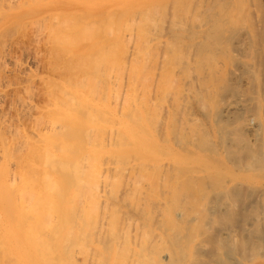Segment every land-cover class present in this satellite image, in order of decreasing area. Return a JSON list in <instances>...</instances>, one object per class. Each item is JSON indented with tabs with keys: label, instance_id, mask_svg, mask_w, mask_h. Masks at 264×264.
I'll return each mask as SVG.
<instances>
[{
	"label": "bare ground",
	"instance_id": "1",
	"mask_svg": "<svg viewBox=\"0 0 264 264\" xmlns=\"http://www.w3.org/2000/svg\"><path fill=\"white\" fill-rule=\"evenodd\" d=\"M168 1L171 2V0H168ZM181 1L182 0L178 1L179 2L178 3L174 0V2L172 1L173 3L169 2L167 4V0H13V1L12 0L11 1L10 0H0V32H1L0 33V37H1L0 41L5 39V38L9 39L10 37H8V35H6L7 37H5V38H3V37L5 36V34H9V36H10L12 34L11 32H13V34H14V29L16 32V30H18V29L20 30L21 27L24 28V26L26 27V25L30 27L31 22L32 23H31L30 29H32L33 23L38 24L37 26L41 27L39 29V32L41 29H43V31H44V32H40L39 36L41 34H42V36H43V34L46 35V41L47 42L46 41H44V42L47 45H49L48 47H50V49H48V50H50L51 53H49V51H48L47 54L49 53L51 55L50 58L52 57V63H50L51 74L53 73L52 71H55V73L60 74V75L56 74V76L54 78H50L49 81H47L49 83L46 82L48 85L45 84L46 85L45 87L48 86L47 87L48 89H46V92L44 91V93L46 94L47 90H49L47 93L48 97H46L48 99L46 100L47 103H44L45 106L43 105L44 108L42 109V112L44 114L41 116V113L38 112V115L40 114V117L38 116L39 117L38 118L35 116L36 119H34L35 121L33 120L35 123L32 127V131L34 130L33 132L28 129L30 132H27V134H25L24 132L26 131V129L23 132L22 131L23 129H18V127H16V129H18V130L11 128L12 126L9 125L10 121H8L9 124H7V125L5 124V125H6V127L8 126L9 132H7V134L9 135L10 133H12V136L10 134L11 138L10 139H8V137L6 138L7 134L5 132H3L6 128L5 125H3L5 128L2 131H0L3 134L4 133L6 134L5 136L0 135L1 136L0 137V264H89V263L90 264H151V263L154 264L157 260H160L159 250H156L157 247H155L156 249L155 248L153 249L154 246H151L153 244L152 242L155 241L156 239L154 240V236L152 235L153 230L152 231L148 230V227H149L150 223H155L154 221H157V223L158 222L161 223V221H163V222L168 221L167 220V205H168L167 200H168V198L170 199V197L167 198V192H168V190H167V188H168L167 177L169 174V173H167V166H168L167 165V148H168L167 147V125H168V123H167L168 122V120H167V118H168L167 117V105L169 106V108H172V107H170V106H172V104L171 105H169V104L171 102L173 104L175 103L173 105V111H174V114L177 115V111H178L177 108L180 105V102L182 103V101H183V100L181 101V99L183 98L184 95H187V94H189L188 92H190L189 88H188V87H190V84H188V83H190L192 81V77H193V80L195 79V77H194L195 75L190 77V71L191 70L188 66L189 65L188 63H190V62H186L188 60V58L186 57L187 58V60H186V58L184 56V52L186 53V50H183L180 48L178 49V47L181 46L180 43L183 42L182 41L183 39L182 40L180 39L181 41L179 40L180 46H176L177 47L176 48L173 45L176 40H173L174 41L173 44H172V42H170L171 43L170 44V43H168L169 41H167L168 37L166 38V36H165V38H166L165 40L160 38L163 29L166 28L168 30V27L166 26L167 20H169V17H168L169 14H171V13L173 14V12H170L171 10H173L172 9L173 7H174V9H176L175 11L173 10L176 14V15H174V14L173 15L176 17H174V16L172 17V14L170 15L171 16L170 17L171 22L173 20L172 25H170L171 24L170 20L168 21V25L171 26V28L169 27V29H171V30H172V28L178 29L182 25L181 28L184 31V26L182 23L185 22V20H186L185 18H187L186 21H189V23H190V19H188V18H191L190 16L193 13L195 14L194 17H197L198 14L196 15V12L198 10H195L196 12L193 11V13H190V14L187 13V12H190L189 9H191V6H193V3H191V0H188L191 3V6H189L190 4L188 2L186 4L184 0L182 1L183 4L185 3L186 6L189 4L187 6L188 7L187 11L184 10L186 7L182 6L183 4L181 3ZM195 1H197L199 3V1H201V0H199V1L195 0ZM202 1H204V0H202ZM210 1H212V0H210ZM235 1H238V0H235ZM239 1L242 2L243 0H239ZM253 1H251V2H253ZM197 2H194V3L197 4ZM222 2H225V0H223ZM222 2H220V4ZM247 2H248V0H247ZM205 3H206V0H205ZM238 3L236 2L235 4L242 5L241 3H239V4ZM174 4H176V8H175ZM196 4H195V8H193V10L199 9L198 7H200L201 11L205 9V8L202 9L204 7V6L202 7V4L200 6L197 5L198 7H196ZM210 4L212 5L213 3H210V2H209V4L207 3L208 7L210 6ZM229 4H230V2H229ZM221 5L223 6V3ZM240 5L236 6V7L240 8L241 7ZM252 5H255V4H252ZM169 6L171 7V9L168 12ZM227 6L229 7L230 5H227ZM179 7H180L181 11H180ZM182 7H184V8L182 9ZM256 7L257 6H255V8ZM209 8H211V7H209ZM213 8L220 9L222 7L219 8V7L213 6ZM248 9L250 11H252L250 9V7H248ZM182 10H184V15L185 14H186V16L189 15V17L184 18L183 16H181L180 13L183 15ZM237 10L239 12L242 11V9L241 10L236 9V11ZM178 11H179V13H177ZM213 11H212V13H213ZM216 11H218V10H216ZM224 11H226V10H224ZM231 11H233V10H231ZM231 11L228 12V15L225 14L226 17L225 16L223 17V18H227V16H228L230 18V20L228 18H227L228 20L225 19L227 22L224 20L227 24H228V21H229V23L231 22L230 24H233L232 22H234V21H232V17L230 16ZM236 11H235V13H236ZM191 12H192V10H191ZM205 12H206V10H205ZM209 12H210V10H209ZM202 13H204V12H202ZM255 13H256V11H255ZM255 13H254V15H256ZM199 14L201 15L200 11H199ZM207 14H208V11H207ZM239 14L240 13L235 14L236 17L233 16L234 20H236L235 18H238L237 15H239ZM249 14H251V13H249ZM249 14L247 12V15H249ZM177 15H178V17L179 16H181V17L178 18ZM202 16H203V14L200 16L201 18L199 17L201 20L203 18H205ZM221 16H222V13H221ZM242 16H244V15H242ZM245 16H246V14H245ZM253 16H251V17H253ZM192 17H193V15H192ZM251 17L250 18L248 17L249 18L248 19L246 16V18L248 20H250ZM258 17H259V14H258ZM166 18H167V20H166ZM180 18L183 20L185 19V20L183 21ZM241 19H242V17L239 19L241 22L244 21L243 20L244 18L242 20ZM28 20H30V21H28ZM165 20H166V22H165ZM192 20L193 19H191V21ZM27 21H28V23L29 22L30 23L27 24ZM205 21H206V19H205ZM221 21H222V18H221ZM196 22L197 21L195 20V23ZM215 22L218 23L216 20H215ZM223 22L221 24H223ZM189 23H188V25H189ZM202 23L199 22L200 25H203ZM257 23L260 24V22H257ZM162 24L163 25L165 24L166 27L163 26ZM204 24H205V22H204ZM227 24H226V26H227ZM238 24H239V21H238ZM241 24H243V22ZM252 24H254V23H252ZM255 24H256V22H255ZM212 25H213V23H212ZM234 25H236V23ZM244 25L247 26L248 24L246 25L244 23ZM37 26L36 25L33 26V27H36L35 30L38 28ZM162 26L164 27L163 29H162ZM220 27H222V26H220ZM239 27H241V26H239ZM239 27H237V28H239ZM251 27L254 28L255 26H251V24H250V30L252 29ZM185 28L187 29V27H185ZM213 28H215V27H213ZM227 28H228L227 29L228 31L230 28L232 29V27H227ZM166 29L164 31H166ZM211 29H212V27H211ZM225 29H226V27H225ZM231 29H230V31H231ZM240 29H238V30H240ZM244 29H243V31H244ZM254 29H257V27ZM28 30H29V28H28ZM33 30H34V28H33ZM33 30H32V32H33ZM219 30H218V32H219ZM222 30H224V29H222ZM234 30H232L233 34H234ZM247 30L249 31L248 27H247ZM25 31H27V30H25ZM164 31H163V33H164ZM191 31H192V29H191ZM21 32H22V28H21ZM35 32H38V29ZM259 32L260 31H258V33ZM195 33H193V35ZM35 34L38 35V33H35ZM173 34H175V33H173ZM181 34H182V32H181ZM36 35H33L32 39L38 37ZM163 35L164 34H162L161 37H163ZM176 35H178V33H176L175 36ZM229 35L231 37L230 32H229ZM170 36H172V35H170ZM218 36H220V35H218ZM235 36H237V34ZM254 36H253V38H254ZM205 37H207V36H205ZM221 37L223 38V36H221ZM225 37H226V35L224 36V39L227 40V38L229 36L227 38H225ZM230 37H229V39L233 40V36H232V38H230ZM190 38H191V36H190ZM254 40H256V39H254ZM40 41H42V40H40ZM178 42L176 41L175 44H178ZM215 42L216 41L214 40V43ZM217 42H219L218 39H217ZM1 43L2 42H0V44ZM3 43L5 45V41ZM3 43L1 46L4 48ZM198 43H199V41H198ZM214 43H210V44H214ZM169 44L171 45V47H174V48L171 49ZM210 44H209V47H210ZM218 44L216 43V45H218ZM229 45H230V42H229ZM2 47H0V54H1V51L4 50ZM160 47L163 50V54L161 53V55H159L160 53L159 54L157 53V50H160L159 49ZM168 47H170V49H171V50L169 49V51L171 52V55L168 53L169 52L167 49ZM204 47H205V45L203 46V48ZM259 47H261V46H259ZM190 48L192 50L194 48V46H193V48L192 47H190ZM210 48H213V47H210ZM220 48H221V46H220ZM224 48H223V50H224ZM254 48H253V50H256ZM174 49L183 50L184 52L181 51L182 52L181 53V52H178L177 50H174ZM231 49H229V47H227V51L229 50V52H230ZM198 50L200 51V49H198ZM216 50H218V49H216ZM199 51H197V52H199ZM259 51H260V49H259ZM263 51H264V48H263ZM2 52H4V51H2ZM160 52H161V50H160ZM193 52H195V51L193 50ZM222 52H225V50ZM222 52H221V54H222ZM167 53L170 55V58H171L170 65L172 66L171 69H169L170 67L168 68L169 70H171V71L168 70V73H167V62L170 61V58L167 56ZM192 53L191 54L189 53L190 55H188V56H191ZM252 53L255 55L254 52H252ZM258 53L259 52H257V54ZM3 54H5V53H2L1 55H3ZM210 54H208V56ZM223 54H225V53H223ZM226 54L229 57L228 52ZM245 54L246 53H244V55ZM218 55L219 54L217 53L216 58ZM246 56H248V55H246ZM246 56H245V58H246ZM167 57H168L169 61H167ZM214 57H215V55H214ZM219 57L220 56H218V58ZM234 57H236V56H234ZM257 57L258 56L256 55V58ZM216 58L213 60L217 61L216 62L218 64L217 66H219L218 62L220 60L218 59L219 60L218 61V60H216ZM222 58H220V59L222 60ZM251 58H252V56H251ZM236 59H237V57L234 58L233 59L234 61L232 60V62L235 63ZM191 60L192 59H190V61ZM241 60L243 61L244 59H241ZM203 62H204V59H203ZM229 62H230V59H229ZM249 62H250V60H249ZM186 63H187V65H186ZM261 63H262V61H261ZM226 64L230 65L227 62H226ZM243 64L246 65L245 62ZM199 65H200V63H199ZM247 65H248V63H247ZM186 66H188V67H186ZM210 66L213 67V65H210ZM222 66H223V64H221L219 67H222ZM196 67H197V65H196ZM257 67H258V64H257ZM225 68H222V69L220 68V69L223 70ZM254 68H256V67H254ZM260 68H261V66H260ZM234 69H235V67H234ZM258 69H259V67H258ZM221 70H220V72H221L220 74H222ZM195 71H197V70H194V73H195ZM211 71H212V69H211ZM261 71H262V69H261ZM176 72H177L176 75H179L182 73L181 74L182 78H180V79H182V81L180 80V82H182V83L180 84V82H179L180 85L178 87H174L172 85L174 87L173 88L171 86L172 83L169 84V82L173 81V80H171V78L173 79V76ZM178 72H180V73H178ZM192 72H193V70H192ZM206 72L208 74V71H206ZM55 73H53V74H55ZM227 73H229V72H227ZM227 73H224V74H227ZM224 74H222V75H224ZM260 74H261V72H260ZM217 75H219V70H218ZM249 75H251L250 72H249ZM261 75H264V74H261ZM212 76L213 75H211V77ZM198 77H200V76H198ZM222 77H224V76H222ZM225 77H226V75H225ZM167 79H168V81L170 79V81L167 82ZM187 79H190L191 81L188 82ZM212 80H214V79H212ZM196 81L198 82V80H196ZM196 81H193V82H196ZM214 81H217V80L215 79ZM174 82H176V81H174ZM193 82H191V83H193ZM218 82L221 83L220 80H218ZM196 83H195V85H196ZM215 83L216 82H214V84ZM224 83H225V81H224ZM214 84H213V86H214ZM236 84L237 83H235V85ZM216 85L217 84H215V86ZM191 86H193V85H191ZM207 86H208V84L205 87H207ZM209 86H210V84H209ZM211 86H212V84H211ZM215 86H214V88L216 89ZM222 86H223V84H222ZM249 86H250V84H249ZM258 86H259V83H258ZM199 87H201V86H199ZM231 87H233V86H231ZM254 87H255V85H254ZM222 88H224V87H222ZM209 89H211V87ZM228 89L229 88L225 89L226 92H228L227 91ZM192 90H193V88H192ZM23 91H25V89ZM28 91H29V89H28ZM211 91H209V92H211ZM253 91H255V90H253ZM213 92H215V91H213ZM234 92L235 91H233V93ZM260 92H262V91H260ZM223 93H225V92H223ZM170 95L172 96L171 98H173L174 100H171V98H170L169 100H171V101L167 102V97ZM212 95H213V93H212ZM212 95H211V97H212ZM234 95H235V93H234ZM201 96H203V95H201ZM241 97H243V96H241ZM21 98L24 99L23 97H21ZM21 98L19 99V101L21 100ZM189 98H190V96H189ZM230 98H231V96H230ZM237 98H238V96H237ZM256 98H257V96H256ZM223 99L224 98H222V100ZM253 99H251V100L253 101ZM22 101L28 102L29 100H22ZM223 101H225V99ZM240 101L242 102V100H240ZM246 101L247 100H245V102ZM195 102H196V100H195ZM243 102H244V100H243ZM29 103L31 104V102H29ZM167 103H169V104H167ZM204 103H203V106H205ZM220 104H222V103H220ZM21 105H22V103H21ZM24 105L26 106V104H24ZM199 105H201V104H199ZM237 106H238L237 99L228 103L226 105V107L224 106L225 107L224 110H225V112H227L225 115L228 114V111L231 108L237 107ZM21 107L22 106H20V108ZM40 107H42V106H40ZM248 107H250V106H248ZM184 108H185V106H184ZM252 108H253V104H252ZM18 109H17V111L19 112ZM24 109H26V108H24ZM24 109H22V110H24ZM28 109H29V107H28ZM216 109H218V108H216ZM233 109H236V108H233ZM39 110L40 109H38V111ZM170 110H172V109H170ZM185 110H183V111H185ZM187 111H185V112H187ZM20 112L22 113V111H20ZM185 112H183V113L181 112L179 119L176 116V120L177 121L179 120L178 125L182 126L184 123H190V120H191V122H193V120H194V122H196V121L199 122L200 119L195 120L196 119V118H194L195 115L192 116V114L190 113L192 111L188 112L191 115H188V113H185ZM225 112L223 111V114ZM231 112L233 113V115L235 114L233 111H231ZM239 112H240V108H239ZM256 113L258 114L257 111H256ZM24 115H25V113H24ZM225 115H224V117L228 116V115L227 116H225ZM235 115H237V114H235ZM251 115H253V114H251ZM203 116H204V114L202 115V117ZM205 116H207L206 113H205ZM172 117H173V112H172ZM224 117H222L218 121H221ZM19 119H21V117ZM217 119L218 118H216V120ZM172 120H175V117H174V119L172 118ZM188 120H189V122H188ZM226 120H227V118H226ZM234 120H236V119H234ZM244 120H245V118H244ZM4 122H3V124H4ZM16 122H17V120H16ZM171 122L174 124L173 128L175 130V122H173V121H171ZM194 122H193V124H194ZM251 122H253V121H251ZM213 123L215 124V122H213ZM32 124H33V122H32ZM227 124H229V123H227ZM16 125H17V123H16ZM21 125H23V124H21ZM3 126H1L0 128H3ZM215 126H217V125H215ZM233 126L234 125H232V127ZM235 126H236V124H235ZM237 126H238V123H237ZM176 127H177V124H176ZM250 127H251V129L252 128L256 129V128H254L255 126H253V127L250 126ZM19 128H21V127H19ZM225 128H226V126H225ZM30 129H31V127H30ZM227 129H229V128H227ZM248 129L250 130V128H248ZM19 130H21L23 132V134H22V132L20 133ZM196 130H197V128H196ZM216 130L218 132V130H220V129L217 128ZM236 130H237V128H236ZM5 131H7V130H5ZM250 131H252L253 133L255 132L253 130H250ZM31 132L33 133V135ZM223 132L221 134H223ZM231 133H232V135L234 134L233 132H231ZM240 133L242 135H244L242 132H240ZM203 135H205V134H203ZM207 135H208V133H207ZM232 135L230 134V136H232ZM239 135L240 134H238V136ZM259 135H261V133ZM198 136H197V138H198ZM236 136H237V134H236ZM236 136L233 137L234 138L233 141H235ZM251 136H253V135H251ZM243 137L244 136H242L241 138H243ZM248 137H249V135H248ZM202 138H204V136ZM220 138H221V136H220ZM246 138H247V135H246ZM254 138H256V137H253L252 139H254ZM260 139H259V141H260ZM245 140H248V139H245ZM245 140L243 138L244 142H245ZM230 141L232 142V140H230ZM243 141H241L240 144ZM218 142H220V141H218ZM181 143H182V141H181ZM248 143L251 144V142H249V141H248ZM252 143H254V141ZM174 144H175V142H174ZM250 144H248V145H250ZM223 145H224V143H223ZM243 145H244V143H243ZM261 145H262V142H261ZM215 147H216V145H215ZM229 147L231 148V146H228V148ZM233 150L235 151V149H232V151ZM223 151H225V150H223ZM236 151H237V149H236ZM238 152L236 153L237 155H238ZM171 153H173V152H171ZM232 153H234V152H232ZM242 153H244V152H242ZM240 154L241 153H239L238 156H240ZM248 155H249V153L247 152V156ZM176 156L178 157V155H176ZM227 156L230 158V153ZM234 156L236 157L235 153H234ZM242 156L244 157L245 154H242ZM201 158H202L201 159L202 161L203 160L205 161V159L203 157H201ZM195 159H196V161L199 160L197 158H195ZM206 159H207L206 162L210 161V159H208V158H206ZM201 160H200V162H202ZM230 160H231V158H230ZM240 160H241V158H240ZM212 161L213 160H211V163H212ZM203 162H202V164H203ZM240 162H242V160ZM174 163H176V162L174 161ZM235 163H237V162H235ZM262 164H264V163H262ZM236 165L238 166V164H236ZM176 167H178V166H176ZM239 167H241V166H239ZM203 168H204V166L202 167V169ZM202 169H201V171H202ZM254 170H256V169H254ZM168 171H170V170H168ZM178 171H179V169H178ZM187 171H189V170H187ZM208 174H210V173L208 172ZM212 174H213V172H212ZM214 175H215V172H214ZM182 176H184V175H182ZM191 176H193V175H191ZM259 176H262V175L259 174ZM178 178H180V177H178ZM224 178H225V176H224ZM177 179H176V182H177ZM197 179H198V177H197ZM227 179H228V177H227ZM188 180H190V179H188ZM216 180H218V179H216ZM224 180H226V179H224ZM182 181H183V179H182ZM236 182H239V181H236ZM170 183H173V182H170ZM179 183H180V181H179ZM204 183H205V181H204ZM215 183H217V182H215ZM244 183H245V181H244ZM177 184H178V182H177ZM223 184H225V183H223ZM191 185H193V183ZM182 187H184V186H182ZM207 187H208V184H207ZM218 187H221V185ZM193 188H192V190H193ZM204 189H206V188H204ZM239 189H242V188H239ZM211 190H213V189H211ZM237 190H238V188H237ZM257 191H258V189H257ZM170 192H172V191H170ZM189 192L192 193L195 191H191V188H190ZM214 192L217 193V191H214ZM233 192H235V191L233 190ZM196 193H197V191H196ZM241 193H242V191H241ZM184 196H186V195H184ZM239 196H240V194H239ZM220 198H222V197H220ZM251 198H250V200H251ZM186 200H187V198H186ZM186 200H185V202H187ZM174 201H176V200H174ZM188 201H189V199H188ZM215 203H217V202H215ZM244 203H246V202H244ZM184 204H186V203H184ZM208 204H207V206H208ZM174 205H176V204H174ZM220 206H222V202L219 205V208H221ZM226 206H227V204H226ZM188 207H190V206H188ZM199 207H200V205H199ZM225 207H222V208H224V210H225ZM241 207H243V206H241ZM193 208H195V207H193ZM203 208H205V207H203ZM173 209H175V208H173ZM216 209H217V207H216ZM240 209H242V208H240ZM182 210H185V209H182ZM198 210H199V208H198ZM262 210H263V207H262ZM204 211H206V209H204ZM218 211H219V209H218ZM178 213H179V211H178ZM222 213H223V211H221V213L219 215H222ZM230 213L228 212V214H230ZM185 214H186V212H185ZM226 214H227V212H226ZM234 215H237V214H234ZM184 218H185V216H184ZM202 218H204V216H202ZM222 218H224V216ZM222 218H220V219H222ZM231 218H232V216H231ZM140 219H141V221H140ZM177 219L179 220V218H177ZM181 220H182V218H181ZM239 220H241V219H239ZM170 221H171V219H170ZM218 221H219V218H218ZM197 222H200V220ZM214 222L216 223V221H214ZM219 222L221 224V221H219ZM139 223L142 224L141 227H143V229L140 227ZM146 223H148V226ZM173 223H175V221ZM230 223H229V225H230ZM143 224H144V226H143ZM189 224H191V223H189ZM196 224L197 223L195 221V225ZM157 225H155V226H157ZM213 225H214V223H213ZM198 226H199V224H198ZM214 226H216V225H214ZM190 227H191V225H190ZM210 227H212V226H210ZM140 228L143 230L142 233L140 232ZM170 228H168V229H170ZM205 228H208V227H205ZM205 228L203 227L201 229H205ZM219 228H220V226H219ZM178 231H179V229H178ZM181 231H182V229H181ZM207 231H209V230H207ZM212 232H213V230H212ZM236 232H237V230H236ZM161 233L157 234L158 237L161 236L160 239L163 236H165V234H163V231ZM170 233H171V231H170ZM254 233H255V231L252 233L250 231L249 235H251V234L253 235ZM230 234H231V236L234 235L233 233L229 232V235ZM244 234H245V232H244ZM154 235H155V233H154ZM189 235H191V234H189ZM226 235H228V234H226ZM228 236H227V238L229 239ZM237 236L235 235V237H237ZM152 237H153V239H152ZM223 237H224V235H223ZM156 238H157V236H156ZM163 238H165V237H163ZM169 238L170 237L168 235V239ZM179 238L181 241V238H183V237L180 236ZM200 238L202 239V236ZM160 239H159V241L161 243L162 239L161 240ZM168 239H166V240H168ZM189 239H188V241H189ZM235 239H233V240H235ZM233 240H231L230 242H232ZM171 241H173V240H171ZM249 241L250 240H248L247 242L249 243ZM162 242H163V240H162ZM178 243H179V241H178ZM194 244L196 245V243H194ZM134 245L137 247L135 248ZM149 245L152 248L148 247ZM153 245H155V243ZM174 245H175V241H174ZM177 245L179 246V244H177ZM197 245H198V243H197ZM203 245H204V242H203ZM222 245H223V243H222ZM228 245H230V244H228ZM238 245H239V243H238ZM167 246H168V242H167ZM193 246L194 245H192V248H193ZM171 248H173V247H171ZM195 248H196V246H195ZM206 248H208V247H206ZM209 248H211V247L209 246ZM237 248H238V246H237ZM246 248H248V247H246ZM147 249L148 250L152 249L151 251L154 250V252H151V251L148 252ZM167 249H168V247H167ZM223 249H224V247H223ZM163 250H165V249H163ZM198 250H200V249H198ZM201 250H202V248H201ZM221 251H223V254L221 253L222 254L221 256L222 257L224 256V258L222 259L221 256H219L220 259L226 260V261L230 260V257H232L233 254L231 252H229L228 249L221 250ZM219 252H220V250H219ZM153 253L154 254L157 253L158 257L157 256L154 257ZM186 253H187V251H186ZM210 253H213V252H210ZM202 254H204V253H202ZM261 254H263V253H261ZM166 255H167V253H166ZM172 255H173V253H172ZM199 255H201V254H199ZM192 256L190 255V257H192ZM195 256H194V258H195ZM202 256H204V255H202ZM176 257H178V256H176ZM185 257H187V256L185 255ZM204 257H206V256H204ZM210 257L213 258V256H210ZM233 257H234V259L236 258L234 255H233ZM238 257L239 258L236 259L238 261L236 264H264V261H261L264 259V256L260 255L257 252L251 253L248 255L245 253L243 255H239ZM212 258L211 259L209 258V260H212ZM184 260H185V258H184ZM198 261H199V259H198ZM198 261H196V262H198ZM217 263L218 262L216 261V264ZM204 264H206V262Z\"/></svg>",
	"mask_w": 264,
	"mask_h": 264
},
{
	"label": "rangeland",
	"instance_id": "2",
	"mask_svg": "<svg viewBox=\"0 0 264 264\" xmlns=\"http://www.w3.org/2000/svg\"><path fill=\"white\" fill-rule=\"evenodd\" d=\"M11 1V0H10ZM13 1V0H12ZM174 2V0H171V2ZM176 2H178V1H180V0H175ZM183 1V0H182ZM181 1V3L183 4V2ZM185 1V3L187 4V2L190 4H188L189 6H191V3H193V6H191V9H189L190 10V12H187L188 14H190V13H193V11L194 12H196L195 10H198L197 12H196V15H197V17H194V13L192 14L193 15V17H192V15L190 16L191 18H188V19H190V23H189V21H186L187 20V18H185V17H189V15L188 16H186V14L184 15V10L185 11H187V9H188V5L186 6L185 5V3L182 5V6H185L186 8L184 9V10H182L183 12V15L180 13V15L181 16H183L185 19V22L187 23H185V22H183L182 24H183V26H184V31H183V29L181 28L182 27V25L177 29V28H175V29H173L172 28V30L171 29H169V27L171 28V26H169L168 25V21L170 20V15L172 14H169V20H167V18H166V20H167V27H168V30L166 29V28H164L163 26H165V24L162 26V29H163V31L166 29V31H164V33H163V31H162V33H161V36H162V34H164L163 35V37H161L160 36V38L161 39H163V40H165L167 37V41H169L168 43H170V42H172V44H173V40H176L177 42L181 39H183L182 41L183 42H181L180 43V41L178 42V44H175L176 43V41L174 42V46L176 47V46H180V47H178V49L180 48V49H183V50H186V53L183 51V50H178V49H174V50H177L178 52H184V56H185V58L187 57L188 58V60H187V58H186V62H190V63H188L189 65V68H190V77H192V76H194L195 77V79L196 80H198V82L194 79L193 80V77H192V81L190 80V79H187V81L188 82H193V81H196V82H193V83H188V84H190V87H188L189 88V91L190 92H188L189 94H187V95H184L183 96V98L181 99V101H182V103L180 102V105L178 106V108H177V110L179 111H177V115L176 114H174V111H173V105L175 104H173L172 102L169 104V103H167V104H169V105H171L172 104V106H170V107H172V108H169V106L167 105V120H168V125H167V173H169L168 174V177H167V186H168V188H167V190H168V192H167V198L168 197H170V199L168 198V202H167V220L170 222H168V221H165V222H163V221H161V223L160 222H158L157 223V221H154L155 223H150L149 224V227H148V230H153L152 231V235L154 236V240L155 241H153L152 243L154 244L155 243V245H153L152 243V245L151 246H154L153 247V249L155 248V247H157V249L156 250H159V253H160V260H157L154 264H204L205 262H206V264H216V261L218 262L217 264H236L238 261L236 260V259H238L239 257V255H243V254H251V253H259L260 255H262V256H264L263 254H264V164H262V163H264V75H261V74H264V51H263V48H264V0H248V2H247V0H243L242 2H240L239 0L238 1H235V0H225V2H222L221 0H212V1H210V0H206V3H205V0L204 1H199V3L197 2V1H193V0H191V3L187 0H184ZM251 1H253V2H251ZM170 1H168L167 0V4L169 3ZM170 2V3H171ZM172 2V3H173ZM175 2V3H176ZM194 2H197V4L196 3H194ZM201 2V3H200ZM209 2L210 3H213L212 5L214 6V7H222V8H220V9H216V8H213V6L210 4V6L209 7H211V8H209L208 7V5H207V3L209 4ZM215 2V3H214ZM220 2H222L223 3V6L220 4ZM229 2H230V4H229ZM232 2V3H231ZM241 3L242 5H240L239 3V5L242 7H236V6H239V5H237V4H235V3ZM255 2V3H254ZM14 3V2H13ZM179 3V2H178ZM217 3V4H216ZM226 3V4H225ZM195 4H196V7H198V6H200L201 4H202V9H204V10H200V7H198L199 9H194L193 10V8H195ZM205 4V5H204ZM219 4V5H218ZM252 4H255V5H252ZM170 5V4H169ZM173 5V4H172ZM175 5V8H176V4H174ZM198 5V6H197ZM207 5V6H206ZM218 5V6H217ZM227 5H230L229 7L227 6ZM232 5V6H231ZM168 6V5H167ZM181 6V5H180ZM250 7V9L252 10V11H250L249 9H248V7ZM255 6H257L256 8H255ZM173 7V6H172ZM208 7V8H207ZM253 7V8H252ZM169 9H168V12L170 11V9H171V7L169 6L168 7ZM184 7H182V9H183ZM190 8V7H189ZM174 11L176 10V9H174V7L172 8ZM179 9H180V7H179ZM208 9V10H207ZM218 10V11H216V10ZM228 9V10H227ZM233 10V11H231V10ZM236 9H242V11H236ZM173 10H171L170 12H173V14L174 15H176L175 14V12L173 11ZM188 10V11H189ZM191 10H192V12H191ZM205 10H206V12H205ZM209 10H210V12H209ZM224 10H226V11H224ZM254 10V11H253ZM180 11H181V9H180ZM199 11L201 12V15L203 14V16L202 17H205V18H203L202 20L200 19L201 17V15L199 14ZM207 11H208V14H207ZM212 11H213V13H212ZM225 13H224V12ZM229 11H231V17H232V21H236L235 23H236V25H234L235 23L234 22H232L233 24H230L229 23V21H228V24L226 23L227 21L226 20H230V18L227 16V18H223L224 16L226 17V15L225 14H227L228 15V12ZM235 11H236V13H235ZM250 11V12H249ZM255 11H256V13H255ZM202 12H204V13H202ZM218 12V13H217ZM247 12H248V14L249 13H251V14H249V15H247ZM253 12V13H252ZM177 13H179V11L177 12ZM186 13V12H185ZM216 15H215V14ZM221 13H222V16H221ZM238 13H240L239 15H237L238 16V18H235L236 20H234V17H236L235 16V14H238ZM254 13L256 14V15H254ZM172 14V17L174 16ZM211 14V15H210ZM230 14V13H229ZM245 14H246V16H247V18L249 17H251V16H257L258 17V14H259V17L257 18H255L254 16L253 17H251V19L250 20H248L247 18H246V16H245ZM253 14V15H252ZM208 15V16H207ZM215 15V16H214ZM242 15H244V16H242ZM181 16H179V17H181ZM220 16V17H219ZM234 16V17H233ZM174 17H176V16H174ZM177 17H178V15H177ZM178 17V18H179ZM182 17V18H183ZM200 17V18H199ZM211 17V18H210ZM242 17V19L244 20V21H242L243 22V24H241L242 22L239 20L240 18ZM195 18V19H194ZM210 18V19H209ZM221 18H222V21H221ZM261 18V19H260ZM172 19V18H171ZM181 19V18H180ZM191 19H193L192 21H191ZM205 19H206V21H205ZM208 19V20H207ZM226 19V20H225ZM241 19V20H242ZM166 20H165V22H166ZM181 20H183V19H181ZM183 20V21H184ZM195 20L197 21L196 23H195ZM201 20V21H200ZM214 20V21H213ZM215 20L218 22V23H216L215 22ZM219 20V21H218ZM226 22H225V21ZM252 20V21H251ZM28 21H30V20H28ZM28 21H27V24H29L28 23ZM208 21V22H207ZM224 21V22H223ZM238 21H239V24H238ZM172 22H173V20H172ZM172 22H171V20H170V25H172ZM175 22V21H174ZM178 22V21H177ZM182 22V21H181ZM199 22L200 23H202L203 25H200L199 24ZM204 22H205V24H204ZM213 23V25H212V23ZM223 22V24H221ZM241 22V23H240ZM247 22V23H246ZM254 23V24H252V23ZM255 22H256V24H255ZM257 22H260V24L259 23H257ZM32 23V22H31ZM31 23H30V27L29 26H27L26 25V27L24 26V28L23 27H21L22 28V32H21V28H20V30L18 29V30H16V32H15V29H14V34H13V32H11L10 34V36H9V34H5V36L3 37V38H5V37H7L6 35H8V37H10L9 39L8 38H5V39H3V40H1L0 42H4L5 41V45H4V43H3V46H4V48L1 46L2 45V43L0 44V47H2L4 50H2V51H4V52H2L1 51V54L2 53H5V54H3V55H1L0 54V127L1 126H3V125H7V124H9V122L8 121H10V126H12L11 128H14V129H16V127H18V129H23L22 131L24 132L25 131V129H26V131L24 132L25 134H27V132H30V131H32V127H33V125L35 124L34 123V119H36V117H40V114L38 115V112L39 113H41V116L44 114L43 112H42V109L44 108V106H45V104L44 103H47V99L48 98H46V97H48V95H47V93H48V91L49 90H47V93L45 94L44 93V91L46 92V89H48L47 87H45L46 85L45 84H47V83H49V82H47V81H49V79L50 78H54L55 76H56V74H59V73H55V71H52L53 73H55V74H51V70H50V63H52V57L50 58V54L49 53H51V51L50 50H48V49H50V47H48L49 45H47L44 41H46V35H44L43 34V36H42V34L39 36V33L40 32H44L43 31V29H41L40 30V32H39V29L41 28V27H39V26H37L38 24H32V29H30L31 28ZM188 23H189V25H188ZM193 23V24H192ZM211 23V24H210ZM215 23V24H214ZM244 23L247 25V26H245L244 25ZM218 24V25H217ZM226 24H227V26H226ZM250 24H251V26H255L254 28H256L257 27V29H254L253 27H251L252 29L250 30ZM25 25V24H24ZM34 25H36L38 28V32H35L36 30H35V28L36 27H33ZM187 25V26H186ZM218 27H217V26ZM230 25V26H229ZM241 26V27H239V26ZM257 25V26H256ZM165 26V27H166ZM175 26V25H174ZM189 26V27H188ZM199 26V27H198ZM220 26H222V27H220ZM236 28H235V27ZM173 27V26H172ZM177 27V26H176ZM185 27H187V29L185 28ZM211 27H212V29H211ZM213 27H215V28H213ZM225 27H226V29H225ZM227 27H232V29H231V31H230V29H229V31L227 30L228 28ZM237 27H239V28H237ZM247 27H248V29H249V31L247 30ZM26 28V29H25ZM28 28H29V30H28ZM33 28H34V30H33ZM209 28V29H208ZM241 28V29H240ZM245 28V29H244ZM17 29V28H16ZM27 30V31H25V30ZM186 29V30H185ZM191 29H192V31H191ZM221 31H220V30ZM222 29H224V30H222ZM235 29V30H234ZM238 29H240V30H238ZM243 29H244V31H243ZM259 29V30H258ZM24 30V31H23ZM32 30H33V32H32ZM200 30V31H199ZM212 30V31H211ZM215 30V31H214ZM218 30H219V32H218ZM226 30V31H225ZM232 30H234V34H233V32H232ZM247 30V31H246ZM253 30V31H252ZM256 30V31H255ZM198 31V32H197ZM224 31V32H223ZM258 31H260L259 33H258ZM24 32V33H23ZM38 33V35H36L35 33ZM167 34H166V33ZM171 32V33H170ZM180 32V33H179ZM181 32H182V34H181ZM196 32V33H195ZM213 32V33H212ZM218 32V33H217ZM221 32V33H220ZM223 32V33H222ZM229 32H230V34H231V37H230V35H229ZM255 34H254V33ZM1 33V32H0ZM26 33V34H25ZM173 33H178V35H176L175 36V34H173ZM191 33V34H190ZM193 33H195L194 35H193ZM220 33V34H219ZM237 34V36H235L236 34ZM251 33V34H250ZM253 33V34H252ZM32 34V35H31ZM217 34V35H216ZM33 35H36V36H38V37H36V38H34V39H32V36ZM168 35V36H167ZM170 35H172V36H170ZM196 35V36H195ZM209 35V36H208ZM218 35H220V36H218ZM226 35V37L225 38H227L228 36L230 37V38H232V36H233V40H230L229 39V37L227 38V40L226 39H224V36ZM255 35V36H254ZM165 36H166V38H165ZM190 36H191V38H190ZM205 36H207V37H205ZM212 36V37H211ZM221 36H223V38L221 37ZM253 36H254V38H253ZM35 37V36H34ZM174 37V38H173ZM176 37V38H175ZM205 37V38H204ZM217 37V38H216ZM237 37V38H236ZM38 38V39H37ZM173 38V39H172ZM216 38V39H215ZM246 38V39H245ZM251 38V39H250ZM0 39H1V37H0ZM45 39V40H44ZM201 39V40H200ZM203 39V40H202ZM209 39V40H208ZM213 39V40H212ZM217 39L219 40V42H217ZM253 39V40H252ZM254 39H256V40H254ZM38 40V41H37ZM40 40H42V41H40ZM205 40V41H204ZM214 40L216 41L215 43H214ZM223 40V41H222ZM229 40V41H228ZM239 42H238V41ZM35 41V42H34ZM195 41V42H194ZM198 41H199V43H198ZM228 41V42H227ZM235 41V42H234ZM254 41V42H253ZM47 42V41H46ZM189 42V43H188ZM197 42V43H196ZM227 42V43H226ZM229 42H230V45H229ZM248 42V43H247ZM44 43V44H43ZM179 43H180V45H179ZM188 43V44H187ZM196 43V44H195ZM207 43V44H206ZM210 43H214V44H210ZM216 43L218 44V45H216ZM226 43V44H225ZM243 43V44H242ZM171 44V43H170ZM169 44V45H170ZM191 44V45H190ZM209 44H210V47H213V48H210L209 47ZM241 44V45H240ZM252 44V45H251ZM257 44V45H256ZM47 45V46H46ZM197 45V46H196ZM205 45V47L203 48V46ZM207 45V46H206ZM214 45V46H213ZM221 46V48H220V46ZM227 45V46H226ZM234 45V46H233ZM261 46V47H259V46ZM168 46V45H167ZM192 47L193 48V46H194V48L191 50V48L190 47ZM202 46V47H201ZM241 46V47H240ZM256 46V47H255ZM258 46V47H257ZM48 47V48H47ZM170 47H171V45H170ZM170 47H168L167 49H168V51H169V49H170ZM182 47V48H181ZM187 47V48H186ZM207 47V48H206ZM209 47V48H208ZM225 47V48H224ZM227 47H229V49H231L230 50V52H229V50L227 51ZM231 47V48H230ZM255 47V48H254ZM1 48V49H2ZM172 48H174V47H171V49ZM177 48V47H176ZM202 48V49H201ZM218 49V50H216V49ZM223 48H224V50H225V52H222V51H224L223 50ZM235 48V49H234ZM252 48V49H251ZM253 48L254 49H256V50H253ZM262 48V49H261ZM160 50H161V52H160V50H157V53L159 54V55H161V53L163 54V50H162V48L160 47L159 48ZM170 49V50H171ZM198 49H200V51L198 50ZM204 49V50H203ZM207 51H206V50ZM215 49V50H214ZM244 49V50H243ZM259 49H260V51H259ZM193 50L195 51V52H193ZM209 50V51H208ZM252 50V51H251ZM263 52H262V51ZM49 51V53L47 54V52ZM159 51V52H158ZM193 53H192V52ZM197 51H199V52H197ZM240 51V52H239ZM245 51V52H244ZM177 52V53H178ZM181 52V53H182ZM206 52V53H205ZM221 52H222V54H221ZM228 52V55H229V57L227 56V53ZM252 52H254L255 53V55L252 53ZM257 52H259L258 54H257ZM262 52V53H261ZM35 53V54H34ZM170 55H171V52L169 51L168 52ZM167 53V56L170 58V55ZM192 53V55L191 56H188V55H190V54ZM197 55H196V54ZM201 53V54H200ZM211 53V54H210ZM213 53V54H212ZM217 53L219 54L218 56H220L219 58H218V56H217V58H216V55H217ZM223 53H225V54H223ZM244 53H246L245 55H244ZM250 53V54H249ZM252 53V54H251ZM207 54V55H206ZM208 54H210L209 56H208ZM243 56H242V55ZM36 55V56H35ZM187 55V56H186ZM196 55V56H195ZM206 55V56H205ZM213 55V56H212ZM214 55H215V57H214ZM222 55V56H221ZM239 55V56H238ZM246 55H248V56H246ZM256 55L258 56L257 58H256ZM35 56V57H34ZM203 56V57H202ZM212 56V57H211ZM226 56V57H225ZM234 56H236L237 57V59L235 60V63L234 62H232V60L234 59V58H236V57H234ZM245 56H246V58H245ZM251 56H252V58H251ZM168 57H167V61H169V59H168ZM211 57V58H210ZM223 57V58H222ZM228 57V58H227ZM244 57V58H243ZM260 57V58H259ZM204 59V62H203V59ZM208 58V59H207ZM216 58V60H218L219 62V66L221 65V64H223V66L222 67H219V66H217L218 64L216 63L217 61H215V60H213V59H215ZM220 58H222V60L220 59ZM225 58V59H224ZM232 58V59H231ZM190 59H192L191 61H190ZM199 59V60H198ZM229 59H230V62H229ZM241 59H244L243 61L241 60ZM263 59V60H262ZM209 60V61H208ZM213 60V61H212ZM225 60V61H224ZM249 60H250V62H249ZM257 60V61H256ZM200 61V62H199ZM234 61V60H233ZM239 61V62H238ZM255 61V62H254ZM261 61H262V63H261ZM202 62V63H201ZM215 62V63H214ZM222 62V63H221ZM226 62L227 63H229L230 65H228V64H226ZM246 63V65H244L243 63ZM170 63H171V58H170V61L169 62H167V73H168V70L169 69H171V65H170ZM199 63H200V65H199ZM204 63V64H203ZM247 63H248V65H247ZM193 64V65H192ZM203 64V65H202ZM256 64V65H255ZM257 64H258V67H259V69H258V67H257ZM186 65H187V63H186ZM196 65H197V67H196ZM210 65H213V67L212 66H210ZM227 65V66H226ZM254 67H256V68H254ZM188 66H186V67H188ZM217 66V67H216ZM245 68H244V67ZM260 66H261V68H260ZM170 67V68H169ZM193 69H192V68ZM196 67V68H195ZM204 67V68H203ZM219 67V68H218ZM226 67V68H225ZM229 67V68H228ZM234 67H235V69H234ZM237 67V68H236ZM253 67V68H252ZM169 68V69H168ZM203 70H201V69ZM217 70H216V69ZM222 68H225V69H223V70H221ZM228 68V69H227ZM243 68V69H242ZM200 69V70H199ZM211 69H212V71H211ZM238 69V70H237ZM247 69V70H246ZM261 69H262V71H261ZM192 70H193V72H192ZM194 70H197V71H195V73H194ZM210 70V71H209ZM217 72H216V71ZM218 70H219V75H217V73H218ZM220 70L222 71V74H224V73H227V72H229V73H227V74H224V75H222V74H220L221 72H220ZM226 70V71H225ZM229 70V71H228ZM253 70V71H252ZM257 72H256V71ZM169 71H171V70H169ZM176 71V70H175ZM202 71V72H201ZM206 71H208V74H207V72ZM233 71V72H232ZM248 71V72H247ZM259 71V72H258ZM206 72V73H205ZM213 72V73H212ZM224 72V73H223ZM249 72H250V74L251 75H249ZM254 72V73H253ZM260 72H261V74H260ZM178 73H180V72H178ZM212 73V74H211ZM177 74V72L174 74V76H173V79L171 78V80H173L172 82L170 81V79H169V81H168V79H167V82H169V84L170 83H172L171 84V86L173 85L174 87H178L182 82H180V80L182 81V79H180V78H182V73L181 74H179V75H176ZM197 74V75H196ZM206 74V75H205ZM260 74V75H259ZM60 75V74H59ZM185 75V74H184ZM209 75V76H208ZM211 75H213L212 77H211ZM224 76V77H222V76ZM225 75H226V77H225ZM177 76V77H176ZM181 76V77H180ZM197 76V77H196ZM198 76H200V77H198ZM210 78H208V77ZM261 78H260V77ZM176 77V78H175ZM257 77V78H256ZM199 78V79H198ZM204 78V79H203ZM207 78V79H206ZM248 78V79H247ZM254 78V79H253ZM177 79V80H176ZM201 79V80H200ZM212 79H216L217 81H214V80H212ZM223 81H222V80ZM208 82H207V81ZM211 80V81H210ZM218 80H220L221 81V83H219L218 82ZM251 80V81H250ZM174 81H176V82H174ZM213 81V82H212ZM224 81H225V83H224ZM259 81V82H258ZM47 82V83H46ZM179 82H180V84H179ZM205 82V83H204ZM214 82H216L215 84H217L216 86H215V84H214ZM228 82V83H227ZM237 83L236 85H235V83ZM262 82V83H261ZM195 83H196V85H195ZM204 83V84H203ZM258 83H259V86H258ZM168 84V83H167ZM208 84V86H209V84H210V86L208 87H205L206 85ZM211 84H212V86H211ZM213 84H214V86L216 87V89L214 88V86H213ZM222 84H223V86H222ZM225 84V85H224ZM240 84V85H239ZM249 84H250V86H249ZM48 85V84H47ZM191 85H193V86H191ZM254 85H255V87H254ZM262 85V86H261ZM29 86V87H28ZM172 86V87H173ZM199 86H201V87H199ZM204 86V87H203ZM221 86V87H220ZM231 86H233V87H231ZM261 86V87H260ZM173 87V88H174ZM196 87V88H195ZM211 87V89H209ZM222 87H224L225 89H227V88H229L227 91L228 92H226V90L224 89V88H222ZM252 87V88H251ZM27 88V89H26ZM192 88H193V90H192ZM198 88V89H197ZM219 88V89H218ZM221 88V89H220ZM238 88V89H237ZM248 88V89H247ZM255 88V89H254ZM25 89V91H23ZM28 89H29V91H28ZM32 89V90H31ZM200 89V90H199ZM224 89V90H223ZM192 90V91H191ZM212 90V91H211ZM253 90H255V91H253ZM31 91V92H30ZM209 91H211L212 93H213V95H212V93L211 92H209ZM213 91H215V92H213ZM233 91H235L234 93H235V95H234V93H233ZM249 91V92H248ZM258 91V92H257ZM260 91H262V92H260ZM27 92V93H26ZM29 92V93H28ZM192 92V93H191ZM223 92H225V93H223ZM27 95H26V94ZM194 93V94H193ZM197 93V94H196ZM201 93V94H200ZM249 93V94H248ZM252 93V94H251ZM262 93V94H261ZM29 94V95H28ZM205 94V95H204ZM232 94V95H231ZM237 94V95H236ZM255 94V95H254ZM198 95V96H197ZM201 95H203V96H201ZM211 95H212V97H211ZM243 96V97H241V96ZM189 96H190V98H189ZM193 96V97H192ZM197 96V97H196ZM208 96V97H207ZM230 96H231V98H230ZM234 96V97H233ZM237 96H238V98H237ZM240 96V97H239ZM248 98H246V97ZM256 96H257V98H256ZM18 97V98H17ZM21 97H23L24 99H22ZM172 96L170 95V96H168L167 97V102H170L171 100H174L173 98H171ZM186 97V98H185ZM206 97V98H205ZM219 97V98H218ZM246 99H245V98ZM255 97V98H254ZM262 97V98H261ZM21 98V100L19 101V99ZM29 98V99H28ZM171 98V100H169ZM201 98V99H200ZM205 98V99H204ZM215 98V99H214ZM218 98V99H217ZM222 98H224L225 99V101H223L222 100ZM254 98V99H253ZM237 99V102H238V106L237 107H233V108H236V109H233V108H231L229 111H228V116L227 115H225L227 112H225V110H224V108L226 107V105L228 104V103H230L231 101H234V100H236ZM250 99V100H249ZM251 99H253V101L251 100ZM22 100H29L28 102L26 101H22ZM195 100H196V102H195ZM199 100V101H198ZM201 100V101H200ZM220 100V101H219ZM240 100H242V102L240 101ZM243 100H244V102H243ZM245 100H247L246 102H245ZM256 100V101H255ZM263 100V101H262ZM19 101V102H18ZM259 101V102H258ZM24 102V103H23ZM29 102H31V104L29 103ZM174 102V101H173ZM185 102V103H184ZM205 102V103H204ZM249 102V103H248ZM20 103V104H19ZM21 103H22V105H21ZM28 103V104H27ZM203 103H204V105L205 106H203ZM209 103V104H208ZM220 103H222V104H220ZM244 103V104H243ZM256 105H255V104ZM24 104H26V106L24 105ZM199 104H201V105H199ZM251 104V105H250ZM252 104H253V108H252ZM22 106L21 108H20V106ZM29 105V106H28ZM44 105V106H43ZM184 105L185 106V108H184V106L182 107V106ZM187 105V106H186ZM189 105V106H188ZM199 105V106H198ZM207 105V106H206ZM19 106V107H18ZM29 107V109H28V107ZM40 106H42V107H40ZM216 106V107H215ZM225 106V107H224ZM248 106H250V107H248ZM259 106V107H258ZM182 107V108H181ZM208 107V108H207ZM19 108V109H18ZM24 108H26V109H24ZM204 108V109H203ZM216 108H218V109H216ZM239 108H240V112H239ZM242 108V109H241ZM17 109L19 110V112L17 111ZM22 109H24V110H22ZM38 109H40L39 111H38ZM170 109H172V110H170ZM180 109V110H179ZM186 109V110H185ZM190 109V110H189ZM206 109V110H205ZM29 110V111H28ZM183 110H185V111H187V112H185V111H183ZM203 110V111H202ZM20 111H22V113L20 112ZM41 111V112H40ZM190 111H192V112H190ZM201 111V112H200ZM205 111V112H204ZM223 111L225 112L224 114H223ZM231 111H233L235 114H237V115H233V113L231 112ZM255 111V112H254ZM256 111L258 112V114L256 113ZM18 114H17V113ZM172 112H173V117H172ZM181 112L183 113V112H185V113H188V112H190L191 114H192V116H194V118H196L195 120H199V122L198 121H196V122H194V120H193V122H194V124H193V122H191V120H190V123L192 124H190V123H184L182 126H180V125H178V122H179V120L177 121L176 120V116H177V118L179 119L180 118V114H181ZM246 112V113H245ZM24 113H25V115H24ZM204 114V116L202 117V115ZM205 113H206V115L207 116H205ZM179 114V115H178ZM191 114H189L188 113V115H191ZM209 114V115H208ZM232 114V115H231ZM251 114H253V115H251ZM21 117V119H19L20 117ZM24 115V116H23ZM216 115V116H215ZM222 115V116H221ZM224 115L225 116H227V117H224ZM36 116V117H35ZM230 116V117H229ZM244 116V117H243ZM38 117V118H39ZM174 117H175V120H172V118L174 119ZM222 117H224L221 121H218V120H220ZM229 117V118H228ZM198 118V119H197ZM215 118V119H214ZM216 118H218L217 120H216ZM226 118H227V120L229 121H227L226 120ZM244 118H245V120H244ZM171 119V120H170ZM234 119H236V120H234ZM239 119V120H238ZM255 119V120H254ZM257 119V120H256ZM16 120H17V122H16ZM34 120V121H33ZM207 120V121H206ZM214 120V121H213ZM232 120V121H231ZM259 120V121H258ZM5 121V122H4ZM33 122V124H32V122ZM171 121H173V122H175V130H174V124L171 122ZM201 121V122H200ZM215 122V124L213 123V122ZM227 121V122H226ZM251 121H253V122H251ZM3 122H4V124H3ZM14 124H12V123ZM22 122V123H21ZM188 122H189V120H188ZM226 122V123H225ZM231 122V123H230ZM246 122V123H245ZM16 123H17V125H16ZM200 123V124H199ZM227 123H229V124H227ZM237 123H238V126H237ZM242 123V124H241ZM2 124V125H1ZM21 124H23V125H21ZM176 124H177V127H176ZM198 126H197V125ZM225 124V125H224ZM235 124H236V126H235ZM6 125H5V127H6ZM16 125V126H15ZM20 125V126H19ZM32 125V126H31ZM188 125V126H187ZM215 125H217V126H215ZM231 125V126H230ZM232 125H234L233 127H232ZM240 125V126H239ZM246 125V126H245ZM14 126V127H13ZM24 128H23V127ZM193 128H192V127ZM201 126V127H200ZM225 126H226V128H225ZM250 126H255L254 128H256V129H251V127ZM257 126V127H256ZM4 126H3V128H0L1 130L0 131H2L4 128H5ZM19 127H21V128H19ZM30 127H31V129H30ZM180 127V128H179ZM182 127V128H181ZM188 127V128H187ZM190 127V128H189ZM195 127V128H194ZM200 127V128H199ZM205 127V128H204ZM223 127V128H222ZM232 127V128H231ZM239 127V128H238ZM171 128V129H170ZM173 128V129H172ZM178 128V129H177ZM187 130H186V129ZM196 128H197V130H196ZM204 128V129H203ZM220 129V130H218V132H217V130L216 129ZM227 128H229V129H227ZM231 128V129H230ZM236 128H237V130H236ZM246 128V129H245ZM248 128H250V130H253V131H255L254 133L252 132V131H250ZM18 129H16V130H18ZM30 131H29V130ZM193 129V130H192ZM248 129V130H247ZM5 130H7V131H5ZM5 130L3 131V132H5L6 134H7V132H9L8 131V126L5 128ZM178 130V131H177ZM190 130V131H189ZM204 130V131H203ZM233 130V131H232ZM243 130V131H242ZM20 131V133L22 132L21 130H19ZM34 131V130H33ZM32 131V132H33ZM176 131V132H175ZM224 131V132H223ZM239 131V132H238ZM23 132H22V134H23ZM31 132V133H32ZM223 132V134H221ZM231 132H233L234 134V136H236V134H237V136H238V134H240L238 137L236 136L235 138V141H233L234 140V136L232 135V133ZM240 132H242L244 135H242ZM252 132V133H251ZM1 134V136H5L6 134L4 133H2V132H0ZM178 133V134H177ZM186 133V134H185ZM195 133V134H194ZM207 133H208V135H207ZM251 133V134H250ZM261 133V135H259ZM11 134V136H12V133H10ZM10 134L8 135H6V138L8 137V139H10L11 138V136H10ZM197 134V135H196ZM203 134H205V135H203ZM230 134L232 135V136H230ZM31 135V134H30ZM32 135H33V133H32ZM199 135V136H198ZM218 135V136H217ZM221 136V138H220V136ZM246 135H247V138H246ZM248 135H249V137H248ZM251 135H253V136H251ZM0 136V137H1ZM180 136V137H179ZM183 136V137H182ZM197 136H198V138H197ZM204 136V138H202ZM242 136H244L243 138H244V140L245 139H248V140H245V142L243 141V138H241ZM251 136V137H250ZM191 137V138H190ZM253 137H256V138H254V139H252ZM179 138V139H178ZM182 140H181V139ZM187 138V139H186ZM201 138V139H200ZM238 138V139H237ZM258 138V139H257ZM261 138V139H260ZM178 139V140H177ZM205 139V140H204ZM226 139V140H225ZM240 139V140H239ZM259 139H260V141H259ZM189 140V141H188ZM207 140V141H206ZM223 142H222V141ZM230 140H232V142L230 141ZM258 140V141H257ZM175 142V144H174V142ZM181 141H182V143H181ZM188 141V142H187ZM211 141V142H210ZM218 141H220V142H218ZM241 141H243L241 144H240V142ZM248 141L249 142H251V144L250 143H248ZM254 141V143H252ZM186 142V143H185ZM198 142V143H197ZM227 142V143H226ZM230 144H229V143ZM237 142V143H236ZM261 142H262V145H261ZM180 143V144H179ZM195 143V144H194ZM206 143V144H205ZM209 143V144H208ZM214 145H213V144ZM223 143H224V145H223ZM243 143H244V145H243ZM184 144V145H183ZM211 144V145H210ZM219 144V145H218ZM229 144V145H228ZM239 144V145H238ZM248 144H250V145H248ZM199 145V146H198ZM209 145V146H208ZM215 145H216V147H215ZM257 145V146H256ZM260 145V146H259ZM213 146V147H212ZM228 146H231V148L229 149L228 148ZM245 146V147H244ZM204 147V148H203ZM210 147V148H209ZM233 147V148H232ZM247 147V148H246ZM228 148V149H227ZM254 148V149H253ZM208 149V150H207ZM214 149V150H213ZM232 149H235V151L233 150L232 151ZM236 149H237V151H236ZM261 149V150H260ZM171 150V151H170ZM173 150V151H172ZM203 150V151H202ZM211 150V151H210ZM216 150V151H215ZM223 150H225V151H223ZM230 150V151H229ZM249 150V151H248ZM176 153H175V152ZM234 152L235 153V155H236V157L234 156V153H232V152ZM239 151V152H238ZM246 151V152H245ZM251 151V152H250ZM171 152H173V153H171ZM238 152V155H239V153H241L240 154V156H238L236 153ZM242 152H244V153H242ZM247 152L249 153V155L247 156ZM215 153V154H214ZM229 153H230V158H231V160H230V158L227 156V155H229ZM178 155V157L176 156V155ZM217 154V155H216ZM225 154V155H224ZM242 154H245V156L243 157L242 156ZM261 154V155H260ZM234 158H233V157ZM193 157V158H192ZM197 158V159H199V160H197L196 161V159L195 158ZM201 157H203L204 159H205V161L203 162L201 159ZM226 157V158H225ZM238 157V158H237ZM260 157V158H259ZM171 158V159H170ZM206 158H208V159H210V161H208V162H206L207 161V159ZM240 158H241V160H242V162H240L241 160H240ZM243 158V159H242ZM248 158V159H247ZM173 160V161H172ZM191 160V161H190ZM200 160L203 162V164H202V162H200ZM211 160H213L212 161V163H211ZM235 162H237V163H235ZM239 160V161H238ZM244 160V161H243ZM174 161L176 162V163H174ZM180 161V162H179ZM169 162V163H168ZM201 163V164H200ZM245 163V164H244ZM175 166H174V165ZM233 164V165H232ZM236 164H238V166L236 165ZM242 164V165H241ZM202 165V166H201ZM172 168H171V167ZM176 166H178V167H176ZM180 166V167H179ZM186 166V167H185ZM204 166V168L202 169V167ZM234 166V167H233ZM239 166H241V167H239ZM260 166V167H259ZM194 167V168H193ZM206 167V168H205ZM222 167V168H221ZM237 167V168H236ZM258 167V168H257ZM262 167V168H261ZM178 169H179V171H178ZM186 169V170H185ZM201 169H202V171H201ZM243 169V170H242ZM246 169V170H245ZM254 169H256V170H254ZM168 170H170V171H168ZM187 170H189V171H187ZM192 170V171H191ZM204 170V171H203ZM185 171V172H184ZM187 171V172H186ZM197 171V172H196ZM172 172V173H171ZM184 172V173H183ZM208 172L210 173V174H208ZM212 172H213V174H212ZM214 172H215V175H214ZM217 172V173H216ZM220 172V173H219ZM223 174H222V173ZM177 173V174H176ZM173 174V175H172ZM176 174V175H175ZM187 174V175H186ZM193 175V176H191V175ZM259 174L260 175H262V176H259ZM179 175V176H178ZM182 175H184V176H182ZM209 175V176H208ZM217 175V176H216ZM220 175V176H219ZM233 175V176H232ZM188 176V177H187ZM205 176V177H204ZM224 176H225V178H224ZM178 177H180V178H178ZM187 177V178H186ZM195 177V178H194ZM197 177H198V179H197ZM209 177V178H208ZM211 177V178H210ZM227 177H228V179H227ZM175 180H174V179ZM178 178V179H177ZM205 178V179H204ZM176 179H177V182H178V184H177V182H176ZM182 179H183V181H182ZM185 179V180H184ZM188 179H190V180H188ZM196 179V180H195ZM213 179V180H212ZM216 179H218V180H216ZM224 179H226V180H224ZM170 180V181H169ZM216 180V181H215ZM179 181H180V183H179ZM192 181V182H191ZM204 181H205V183H204ZM236 181H239V182H236ZM244 181H245V183H244ZM170 182H173V183H170ZM200 182V183H199ZM215 182H217V183H215ZM221 182V183H220ZM241 182V183H240ZM170 183V184H169ZM190 183V184H189ZM193 183V185H191ZM220 183V184H219ZM223 183H225V184H223ZM173 184V185H172ZM195 184V185H194ZM202 184V185H201ZM207 184H208V187H207ZM216 184V185H215ZM243 184V185H242ZM251 184V185H250ZM188 185V186H187ZM201 185V186H200ZM215 185V186H214ZM221 185V187H218V186H220ZM224 185V186H223ZM248 185V186H247ZM255 187H254V186ZM176 186V187H175ZM178 186V187H177ZM181 186V187H180ZM182 186H184V187H182ZM200 186V187H199ZM257 186V187H256ZM174 187V188H173ZM194 187V188H193ZM213 187V188H212ZM218 187V188H217ZM236 187V188H235ZM244 187V188H243ZM248 187V188H247ZM251 189H250V188ZM187 188V189H186ZM190 188H191V191H195V192H189V190H190ZM192 188H193V190H192ZM204 188H206V189H204ZM237 188H238V190H237ZM239 188H242V189H239ZM246 188V189H245ZM254 188V189H253ZM202 189V190H201ZM211 189H213V190H211ZM228 189V190H227ZM231 191H230V190ZM249 189V190H248ZM253 189V190H252ZM257 189H258V191H257ZM199 190V191H198ZM223 190V191H222ZM226 190V191H225ZM233 190L235 191V192H233ZM237 190V191H236ZM260 190V191H259ZM262 190V191H261ZM170 191H172V192H170ZM174 191V192H173ZM196 191H197V193H196ZM214 191H217V193L216 192H214ZM228 191V192H227ZM241 191H242V193H241ZM224 192V193H223ZM247 192V193H246ZM250 192V193H249ZM256 192V193H255ZM262 194H261V193ZM208 193V194H207ZM230 193V194H229ZM238 193V194H237ZM258 193V194H257ZM171 194V195H170ZM195 196H194V195ZM206 194V195H205ZM211 194V195H210ZM224 194V195H223ZM239 194H240V196H239ZM260 194V195H259ZM174 195V196H173ZM184 195H186V196H184ZM204 195V196H203ZM214 195V196H213ZM244 195V196H243ZM176 196V197H175ZM202 196V197H201ZM208 196V197H207ZM230 196V197H229ZM247 196V197H246ZM255 196V197H254ZM173 199H172V198ZM191 197V198H190ZM220 197H222V198H220ZM236 197V198H235ZM238 197V198H237ZM252 197V198H251ZM186 198H187V200H186ZM201 198V199H200ZM206 198V199H205ZM250 198H251V200H250ZM184 199V200H183ZM188 199H189V201H188ZM194 199V200H193ZM204 199V200H203ZM218 199V200H217ZM221 201H220V200ZM223 199V200H222ZM239 199V200H238ZM244 199V200H243ZM174 200H176V201H174ZM185 200L187 201V202H185ZM199 200V201H198ZM233 200V201H232ZM171 201V202H170ZM212 203H211V202ZM232 201V202H231ZM242 201V202H241ZM249 201V202H248ZM254 201V202H253ZM170 202V203H169ZM176 202V203H175ZM195 202V203H194ZM215 202H217V203H215ZM221 202H222V206H220L221 208H219V205L221 204ZM224 202V203H223ZM234 202V203H233ZM244 202H246V203H244ZM184 203H186V204H184ZM209 203V204H208ZM215 203V204H214ZM220 203V204H219ZM236 203V204H235ZM259 203V204H258ZM174 204H176V205H174ZM180 204V205H179ZM204 204V205H203ZM207 204H208V206H207ZM214 204V205H213ZM226 204H227V206H226ZM230 206H229V205ZM240 204V205H239ZM171 205V206H170ZM192 205V206H191ZM199 205H200V207H199ZM211 205V206H210ZM213 205V206H212ZM262 205V206H261ZM173 206V207H172ZM179 206V207H178ZM182 206V207H181ZM188 206H190V207H188ZM198 206V207H197ZM226 206V207H225ZM239 206V207H238ZM241 206H243V207H241ZM247 206V207H246ZM193 207H195V208H193ZM203 207H205V208H203ZM215 207V208H214ZM216 207H217V209H216ZM222 207H225V210H224V208H222ZM262 207H263V210H262ZM169 208V209H168ZM173 208H175V209H173ZM178 208V209H177ZM198 208H199V210H198ZM212 208V209H211ZM238 208V209H237ZM240 208H242V209H240ZM181 209V210H180ZM182 209H185V210H182ZM187 209V210H186ZM190 209V210H189ZM204 209H206V211H204ZM216 209V210H215ZM218 209H219V211H218ZM231 209V210H230ZM235 210V211H234ZM176 211V212H175ZM178 211H179V213H178ZM199 213H198V212ZM203 211V212H202ZM210 211V212H209ZM218 211V212H217ZM221 211H223V213H222V215L224 216V218H222L223 216L222 215H219L220 213H221ZM259 211V212H258ZM174 212V213H173ZM185 212H186V214H185ZM214 212V213H213ZM226 212H227V214H228V212L230 213V214H226ZM190 213V214H189ZM216 213V214H215ZM237 214V215H234V214ZM262 213V214H261ZM169 214V215H168ZM180 214V215H179ZM210 214V215H209ZM243 214V215H242ZM179 217H178V216ZM227 215V216H226ZM253 215V216H252ZM261 215V216H260ZM171 216V217H170ZM184 216H185V218H184ZM188 216V217H187ZM197 216V217H196ZM201 216V217H200ZM202 216H204V218H202ZM231 216H232V218H231ZM234 216V217H233ZM239 216V217H238ZM138 217V216H137ZM160 217V216H159ZM170 217V218H169ZM179 218V220L181 221H179L177 218ZM196 217V218H195ZM229 217V218H228ZM242 217V218H241ZM259 217V218H258ZM140 218V217H139ZM142 218V217H141ZM174 218V219H173ZM181 218H182V220H181ZM212 218V219H211ZM218 218H219V221H221V224H220V222L218 221ZM220 218H222V219H220ZM228 218V219H227ZM234 218V219H233ZM170 219H171V221H170ZM202 219V220H201ZM216 219V220H215ZM225 219V220H224ZM234 221H233V220ZM238 219V220H237ZM239 219H241V220H239ZM173 220V221H172ZM200 220V222H197V221H199ZM205 220V221H204ZM212 220V221H211ZM237 220V221H236ZM262 220V221H261ZM140 221H141V219H140ZM160 221V220H159ZM175 221V223H173ZM195 221H196V225H195ZM214 221H216V223L214 222ZM184 222V223H183ZM225 222V223H224ZM231 222V223H230ZM257 222V223H256ZM165 223V224H164ZM178 223V224H177ZM189 223H191V224H189ZM202 223V224H201ZM206 223V224H205ZM213 223H214V225H216V226H214L213 225ZM229 223H230V225H229ZM249 223V224H248ZM147 224V226H148V223H146ZM152 224V225H151ZM158 224V225H157ZM173 224V225H172ZM183 224V225H182ZM198 224H199V226H198ZM211 224V225H210ZM224 224V225H223ZM235 224V225H234ZM240 224V225H239ZM242 224V225H241ZM248 224V225H247ZM262 224V225H261ZM139 225H140V227L142 226V224L141 223H139ZM155 225H157V226H155ZM169 225V226H168ZM178 227H177V226ZM188 225V226H187ZM190 225H191V227H190ZM143 226H144V224H143ZM160 226V227H159ZM173 226V227H172ZM197 226V227H196ZM205 228V227H208V228H205V229H201V228H203V227ZM210 226H212V227H210ZM219 226H220V228H219ZM222 226V227H221ZM167 227V228H166ZM171 227V228H170ZM176 227V228H175ZM182 227V228H181ZM196 227V228H195ZM142 229H143V227H141ZM140 228V232L142 233L143 232V230ZM164 228V229H163ZM168 228H170V229H168ZM186 228V229H185ZM191 228V229H190ZM216 228V229H215ZM227 228V229H226ZM257 228V229H256ZM178 229H179V231H178ZM181 229H182V231H181ZM196 229V230H195ZM198 229V230H197ZM241 231H240V230ZM255 229V230H254ZM142 230V231H141ZM175 230V231H174ZM200 230V231H199ZM207 230H209V231H207ZM212 230H213V232H212ZM216 232H215V231ZM218 230V231H217ZM236 230H237V232H236ZM247 232H246V231ZM258 230V231H257ZM150 231V232H151ZM163 231V234H165V236H163V237H165V238H161L162 240H163V242H162V240L160 239V237L161 236H159L158 237V235L157 234H160L161 232ZM170 231H171V233H170ZM197 231V232H196ZM207 231V232H206ZM245 232V234H244V232ZM250 231H251V233L252 232H254L255 231V233L252 235H249L250 234ZM187 232V233H186ZM205 232V233H204ZM215 232V233H214ZM229 232L230 233H235L233 236H231V234L229 235ZM260 232V233H259ZM154 233H155V235H154ZM177 233V234H176ZM202 233V234H201ZM205 235H204V234ZM241 233V234H240ZM162 234V233H161ZM167 234V235H166ZM171 234V235H170ZM185 234V235H184ZM189 234H191V235H189ZM226 234H228V235H226ZM168 235H169V237L171 238H169L168 239ZM173 235V236H172ZM179 235V236H178ZM183 235V236H182ZM202 236V239L200 238L201 236ZM211 235V236H210ZM216 235V236H215ZM223 235H224V237H223ZM235 235L237 236V237H235ZM156 236H157V238H156ZM167 236V237H166ZM176 236V237H175ZM183 237V238H181V241H180V238L179 237ZM186 236V237H185ZM198 236V237H197ZM222 238H221V237ZM226 236V237H225ZM227 236L229 237V239L227 238ZM257 236V237H256ZM190 239H189V238ZM192 237V238H191ZM232 237V238H231ZM234 237V238H233ZM255 237V238H254ZM161 240V243H160V241H159V239ZM173 238V239H172ZM177 238V239H176ZM225 240H224V239ZM227 238V239H226ZM231 238V239H230ZM236 238V239H235ZM258 238V239H257ZM260 238V239H259ZM152 239H153V237H152ZM166 239H168V240H166ZM187 241H186V240ZM188 239H189V241H188ZM233 239H235V240H233ZM241 239V240H240ZM243 239V240H242ZM166 240V241H165ZM171 240H173V241H171ZM199 240V241H198ZM203 240V241H202ZM206 240V241H205ZM217 240V241H216ZM231 240H233L232 242H230ZM248 240H250L249 241V243L247 242ZM174 241H175V245H174ZM178 241H179V243H178ZM198 241V242H197ZM210 241V242H209ZM223 241V242H222ZM252 241V242H251ZM257 241V242H256ZM259 241V242H258ZM167 242H168V246H167ZM200 242V243H199ZM203 242H204V245H203ZM206 242V243H205ZM221 242V243H220ZM186 243V244H185ZM194 243H196V245L194 244ZM197 243H198V245H197ZM202 243V244H201ZM209 243V244H208ZM212 245H211V244ZM222 243H223V245H222ZM238 243H239V245H238ZM158 244V245H157ZM165 244V245H164ZM177 244H179V246L177 245ZM181 244V245H180ZM228 244H230V245H228ZM237 244V245H236ZM254 244V245H253ZM258 244V245H257ZM150 245L148 246V247H150ZM192 245H194L193 246V248H192ZM200 245V246H199ZM225 245V246H224ZM228 245V246H227ZM242 245V246H241ZM184 246V247H183ZM187 246V247H186ZM195 246H196V248H195ZM209 246L211 247V248H209ZM220 246V247H219ZM235 246V247H234ZM237 246H238V248H237ZM134 247L136 248L137 246H135L134 245ZM160 247V248H159ZM162 247V248H161ZM167 247H168V249H167ZM171 247H173V248H171ZM206 247H208V248H206ZM223 247H224V249H223ZM230 247V248H229ZM246 247H248V248H246ZM259 249H258V248ZM150 248H152V247H150ZM181 248V249H180ZM201 248H202V250H201ZM213 248V249H212ZM243 248V249H242ZM163 249H165V250H163ZM189 249V250H188ZM198 249H200V250H198ZM207 251H206V250ZM225 249H228L229 250V252H231L236 258L234 259V257H233V255H232V257H230V260H222L223 258H224V256L222 257L221 255L223 254V251H221V250H225ZM234 249V250H233ZM262 249V250H261ZM148 250V249H147ZM152 249H149L148 250V252L149 251H151ZM193 252H192V251ZM214 250V251H213ZM218 250V251H217ZM219 250H220V252H219ZM236 250V251H235ZM253 250V251H252ZM162 251V252H161ZM166 251V252H165ZM168 251V252H167ZM186 251H187V253H186ZM197 251V252H196ZM243 251V252H242ZM151 252H154V250L153 251H151ZM150 252V253H151ZM171 252V253H170ZM193 254H192V253ZM201 252V253H200ZM210 252H213V253H210ZM239 252V253H238ZM241 252V253H240ZM250 252V253H249ZM263 253V254H261V253ZM158 253V254H159ZM166 253H167V255H166ZM172 253H173V255H172ZM179 255H178V254ZM195 253V254H194ZM202 253H204V254H202ZM220 253V254H219ZM222 253V254H221ZM243 253V254H242ZM164 254V255H163ZM171 254V255H170ZM197 254V255H196ZM199 254H201V255H199ZM210 254V255H209ZM212 254V255H211ZM185 255L187 256V257H185ZM190 255L192 256V257H190ZM196 255V256H195ZM199 255V256H198ZM202 255H204V256H206V257H204V256H202ZM209 255V256H208ZM215 255V256H214ZM153 256L154 257H156L157 256V253H153ZM176 256H178V257H176ZM194 256H195V258H194ZM202 256V257H201ZM208 256V257H207ZM210 256H213V258L212 257H210ZM219 256H221V258L222 259H220V257ZM158 257V256H157ZM200 257V258H199ZM204 257V258H203ZM165 258V259H164ZM182 258V259H181ZM184 258H185V260H184ZM209 258L211 259L212 258V260H209ZM181 259V260H180ZM192 261H191V260ZM198 259H199V261H198ZM209 261H207V260ZM216 261H215V260ZM206 260V261H205ZM183 261V262H182ZM191 261V262H190ZM196 261H198V262H196ZM205 261V262H204ZM215 261V262H214ZM261 261H264V259L263 260H261ZM168 262V263H167ZM194 262V263H193ZM90 264V263H89ZM152 264V263H151Z\"/></svg>",
	"mask_w": 264,
	"mask_h": 264
}]
</instances>
